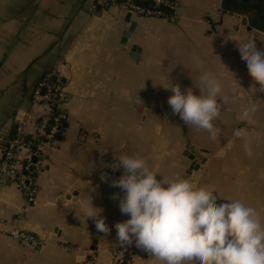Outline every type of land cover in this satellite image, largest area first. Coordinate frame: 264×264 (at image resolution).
Listing matches in <instances>:
<instances>
[{
	"label": "crops",
	"instance_id": "0c3cea01",
	"mask_svg": "<svg viewBox=\"0 0 264 264\" xmlns=\"http://www.w3.org/2000/svg\"><path fill=\"white\" fill-rule=\"evenodd\" d=\"M137 1L150 9L160 5L0 0V149L15 134L33 144L43 106L31 95L45 72H57L64 82L67 111L62 131L32 174L31 200L0 166V264H119L111 261L116 248L138 253L123 264H160L134 242L121 246L117 240L115 223L129 217L112 198L123 193L110 183L123 172L113 167L123 154L138 153L166 176L179 173L221 197L239 199L264 223V92L233 39L252 38L264 50V32L246 14L224 9L222 0H173L174 9L147 15L129 11ZM128 13L136 24L122 40ZM194 56L229 96L215 122V140L185 125L167 102L172 93L164 86L173 83L199 95L201 69ZM252 105L251 118L238 121ZM234 128L244 136L234 137ZM222 148L226 154L218 157ZM90 199L102 209L109 234L97 232L85 217ZM12 229L30 232L38 242L23 245L3 232Z\"/></svg>",
	"mask_w": 264,
	"mask_h": 264
},
{
	"label": "clouds",
	"instance_id": "9594fccd",
	"mask_svg": "<svg viewBox=\"0 0 264 264\" xmlns=\"http://www.w3.org/2000/svg\"><path fill=\"white\" fill-rule=\"evenodd\" d=\"M233 39L250 76L260 86L258 90L264 92V50L258 49L252 38ZM193 62L201 69L195 85L199 95L192 88L182 91L178 83L163 85L172 93L167 102L185 125L204 130L215 140L220 135L215 122L229 96L218 77L204 70L199 56H194ZM255 111V105L247 107L237 120H248ZM233 136L241 138L244 132L234 128ZM244 151L249 158L253 156L249 144L245 143ZM225 154L222 148L216 155ZM117 159L119 163L113 167L123 172L110 186L123 195L114 193L112 198L119 201L121 214L129 217L114 225L121 246L134 242L160 264H264V223L256 208L239 199L221 197L216 189L179 173L166 176L138 153L117 155ZM101 179L108 182L107 174ZM218 199L227 202L217 203ZM101 212L90 199L85 217L94 220L97 232L107 235L111 229Z\"/></svg>",
	"mask_w": 264,
	"mask_h": 264
},
{
	"label": "built area",
	"instance_id": "2783aa9c",
	"mask_svg": "<svg viewBox=\"0 0 264 264\" xmlns=\"http://www.w3.org/2000/svg\"><path fill=\"white\" fill-rule=\"evenodd\" d=\"M96 4L106 5L114 0H91ZM154 2L174 9L176 7L173 0H154ZM129 11L140 15L160 14L161 10L142 7L135 3H129ZM64 82L59 78L57 72L47 71L37 81L32 90V101L43 106V111L39 115V120L35 124V136L33 144L27 142L22 136L15 134L8 141L5 152L3 168L5 167L14 176L17 186L31 200V193L34 191L33 172H35L42 162L45 150L53 145L56 136L62 131L67 120V111L64 107L65 92ZM22 152V156L19 153ZM5 234L23 245H35L38 240L30 232L21 229L3 230ZM138 253L132 250L116 248L112 251L111 261L123 264L134 259Z\"/></svg>",
	"mask_w": 264,
	"mask_h": 264
},
{
	"label": "trees",
	"instance_id": "16d2710c",
	"mask_svg": "<svg viewBox=\"0 0 264 264\" xmlns=\"http://www.w3.org/2000/svg\"><path fill=\"white\" fill-rule=\"evenodd\" d=\"M144 1L146 2L147 0ZM137 4H142V1H137ZM221 4L222 7L228 11L246 14L249 24L264 32V0H222ZM164 7L165 6L159 5L153 6L152 9L167 11ZM14 132L15 129L10 132V136H13Z\"/></svg>",
	"mask_w": 264,
	"mask_h": 264
},
{
	"label": "water",
	"instance_id": "95a60500",
	"mask_svg": "<svg viewBox=\"0 0 264 264\" xmlns=\"http://www.w3.org/2000/svg\"><path fill=\"white\" fill-rule=\"evenodd\" d=\"M126 21L129 22V26L127 27V29H125L123 32H122V40H124L133 30L136 22L134 20H131L130 18V13H128L126 15ZM8 141H9V138L8 137H5L4 138V141L3 143L1 144V149H0V166L3 164V161H4V158H5V152H6V149L8 147ZM1 172V170H0Z\"/></svg>",
	"mask_w": 264,
	"mask_h": 264
}]
</instances>
